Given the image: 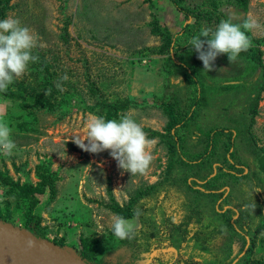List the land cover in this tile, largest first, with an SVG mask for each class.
Segmentation results:
<instances>
[{"label": "rangeland", "instance_id": "374dc122", "mask_svg": "<svg viewBox=\"0 0 264 264\" xmlns=\"http://www.w3.org/2000/svg\"><path fill=\"white\" fill-rule=\"evenodd\" d=\"M185 4H190V0H186ZM9 5L13 8L5 18L18 19L22 26L30 28L40 38V43L45 47L34 50V54L39 55V62L30 64L26 74L17 80L23 86L25 96L19 100L7 98L9 93L19 89L13 84L6 93H0V119L7 121L17 146L12 155L2 154L0 169L14 181L22 184L27 181L35 185L41 181L37 174L38 168L43 166L42 174H46L47 170L55 174L57 191L53 197L38 196V203L34 206L8 198L12 211L18 208L17 221L1 220L32 231L34 224H30L26 218L28 210L32 208L34 215L41 214L40 228L45 239L76 248L80 256L84 248L81 241L88 239L90 246H93V250L88 252L89 258L104 264L113 258L119 245L112 231L113 218L118 215L107 207L112 203V197L126 209L138 196L148 192L152 186L165 182L170 176L169 139L150 136V131L167 134L169 121L164 109L158 106L166 93L168 55L156 51L167 42V33L174 37L194 19L186 21L171 0H11ZM221 10L236 22L245 17L257 21L260 26L249 33L252 41L249 49L259 47L257 52L262 54L264 65V45L255 42L264 39V0H250L247 10H239L230 4L223 5ZM217 25L215 23L210 28L214 30ZM195 61L198 69L206 73L202 61L198 58ZM251 65L253 62L246 57H238L231 64L223 56L216 59V70L207 72L208 78L217 81V87L223 82L241 78L248 87L256 89V86L264 84V69L246 72ZM65 75L69 78L66 81L61 79ZM58 83L61 88L57 87ZM181 83V86H185L184 82ZM93 86L100 90L98 96H102L107 103L130 99L138 101L139 107L121 111L115 119L131 113L142 125L147 137L156 140L151 149L153 161L146 175L132 176L131 173L122 172L108 151L92 154L72 142L73 136L86 135L85 124L91 116L96 115L88 108L98 102V97L91 92ZM182 91L179 94L188 97L193 93V87ZM232 93L236 94H228ZM247 95L248 92L238 95L233 108L224 98L216 108L212 100L208 101L199 111L203 123L199 126L211 129L217 124L238 128L243 124L239 115L226 117L220 113L231 116L243 108H249ZM41 101L47 104L43 106ZM250 132L258 146L264 148V89ZM221 138L226 140L228 134ZM239 156L244 166L235 165L226 169L238 176L239 184L249 191L248 199L253 203L259 200L263 204L264 189H249L252 181L247 177L248 167L263 179L264 173L260 172L253 155L240 150ZM188 182L195 189L203 190L202 186H194L193 178ZM198 183L203 184L202 181ZM176 189H170L166 203L168 209H177L175 217L178 219L185 211L181 208L185 196L172 192ZM228 191L226 188L221 192ZM144 199L137 200L141 204L148 201ZM150 202L153 206L154 201ZM235 204L234 201L226 203L219 200L216 210L205 214L203 225L199 228L202 232L206 226L219 229L205 239L215 254L205 251H209V246L200 242L202 238L195 248L204 250L203 255L208 258H227L226 264H231L243 258L248 246L253 244L252 252L242 264H264V221L257 226L256 233L246 246L243 240L236 239L243 232L238 229L239 235L233 238L231 226L226 225L230 221L222 218L227 210L236 211ZM236 220L237 217H234L233 226ZM130 221L137 236L147 232L148 227H144L139 218ZM188 251L195 257L202 254L193 248ZM211 259L208 263L212 262Z\"/></svg>", "mask_w": 264, "mask_h": 264}, {"label": "trees", "instance_id": "16d2710c", "mask_svg": "<svg viewBox=\"0 0 264 264\" xmlns=\"http://www.w3.org/2000/svg\"><path fill=\"white\" fill-rule=\"evenodd\" d=\"M10 1L0 0V20L5 19L8 12L13 8L9 5ZM185 1L171 0L173 5L185 16L186 21L194 19V22L186 24L181 32L174 37L167 33L165 36L167 42L156 51V53L168 55L166 93H164L162 103L158 106L164 109L169 121L166 127L167 134L150 131V136L151 138L166 137L169 139L167 144L170 154L168 166L170 176L165 182L152 186L148 192L137 197V199H148L144 203L139 204V200L135 199L130 203V207L124 209L112 197V203L107 207L113 213L127 220L139 218L143 226L148 228L145 232L146 235L137 236L135 232L130 239L120 240L117 238L119 245L117 252L114 254L115 260L109 258L108 261L111 262L109 264H126L123 252L125 253L127 247L133 251L131 255L132 262L139 259H148L153 254L155 260H157L168 257V255L173 256V252H168L171 250L170 248H175L177 242L179 246L182 241H187L189 233L193 234L189 240L199 241L201 238L205 240L210 234L219 229L206 226L204 232H202L199 228L203 225L205 214L216 210V203L221 199L226 203L229 201L236 203V211L229 209L222 215V218L230 221L226 225L231 226L230 231L234 234L233 238L239 235V231L243 232V235H239L236 239L243 240L246 246L256 233L257 226L264 221V203H260L259 200L253 203L248 199L246 196L249 191L244 190L239 184L240 180L235 173L226 169V167H235V165L244 166L239 152L245 150L253 155L260 172L264 173V148L258 146L250 132L255 123L257 107L261 100L264 84L262 83L259 87L256 86V89H253L254 87H248L246 81L236 78L227 81L232 82L231 84L223 82L222 85L217 87V81L209 79L210 76L207 73H202L203 71L198 69V63L195 61L198 54L188 43L191 38L200 33L202 28H210L215 23L219 24L222 19H228L226 13L221 10L223 5L230 4L239 10H247L250 0H190L188 5L185 4ZM255 42L264 45V39ZM258 48L249 49L247 52L240 54V58L246 57L253 62V65L246 68V72L248 70L257 71L259 68L264 69L261 60L262 54L260 52L258 54ZM223 56L229 62L226 54L218 58ZM262 77L264 79V73ZM181 82H184L185 86H181ZM13 85L19 89L9 93L7 98L19 100L20 97L25 96V90L18 81H15ZM191 87H193V93L188 97L179 94L180 90L190 89ZM91 92L94 97H98V102L88 108L106 120L117 118L121 111H125L130 107L140 106L138 101H132L131 99L118 101L117 103H107L102 99V96H98L100 90L95 86L92 87ZM229 92H235L236 94L233 95L232 93L231 95L228 94ZM245 92H248L247 102L249 108H243L231 116L220 113L226 117L239 115L238 117L242 119L243 124L238 128L235 126H217V124L213 125L211 129H202L199 126V124H203L199 111L208 101L212 100L216 108L220 106L219 103L224 98L229 101L230 108H233L237 96ZM224 94H228V96ZM41 104L45 106L47 103L41 101ZM224 134H228L226 140L221 138ZM0 157L2 158L1 155ZM42 167L38 168L37 174L41 181L35 185L27 181L23 184L20 181H14L7 172L0 169V182L3 186V198L0 201V219L14 223L17 221L18 208L13 212L11 201H8V198H15L18 202H24V205L29 203L34 206L38 203V196L40 195L55 196L57 191L55 174L49 173L48 170L46 174H42L40 172ZM248 169L247 177L252 181L249 184V189H264V179L251 167H248ZM191 178L194 179V186H202L203 190L191 186L188 182ZM199 181H202L203 184L199 185ZM171 188L172 190L177 188L172 191L173 193L177 192L176 194L179 193L185 196V202L181 204V208L185 211L178 219L175 217L178 213L177 209H168L166 203ZM226 188L229 189L228 193H222L221 191ZM150 201H154L153 206L149 204ZM206 201H209V203H206ZM253 204H255V211L252 207ZM136 209H140L142 212L139 217L134 215ZM234 217H237L235 227L232 223ZM26 218L30 224H34V227H32L33 233L39 238H45L40 228L41 214L34 215V210L31 208L28 210ZM185 225L193 227L190 229L181 227ZM141 234L144 233L141 232ZM81 242L84 246L83 251H81V258L90 264H102L101 261L96 262L89 258L88 252L93 250V246H90V240L83 239ZM57 245L64 246L62 243H57ZM252 250L253 244L248 246L245 255L238 264H242ZM168 260L163 264H168Z\"/></svg>", "mask_w": 264, "mask_h": 264}, {"label": "clouds", "instance_id": "9594fccd", "mask_svg": "<svg viewBox=\"0 0 264 264\" xmlns=\"http://www.w3.org/2000/svg\"><path fill=\"white\" fill-rule=\"evenodd\" d=\"M259 26L255 19L245 17L236 22L229 17L222 19L214 30L202 28L188 43L207 73L216 70L215 61L221 55L226 54L229 62L235 63L240 54L252 46L249 33ZM43 47L40 38L30 28L22 26L18 19L7 17L0 20V93H6L10 85L21 79L30 64L39 62V55L34 54V50ZM61 79L66 81L69 78L65 75ZM57 87L61 88V85L58 83ZM85 128L86 135L71 138L81 150L92 154L108 151L118 168L132 176L148 173L153 161L151 149L156 140L147 137L131 113L119 120L93 115ZM16 147L12 129L7 121L0 119V154L10 156ZM252 207L255 211V204ZM134 215H142L141 210L136 209ZM112 231L120 240L130 239L135 234L132 222L121 216L113 218Z\"/></svg>", "mask_w": 264, "mask_h": 264}, {"label": "water", "instance_id": "95a60500", "mask_svg": "<svg viewBox=\"0 0 264 264\" xmlns=\"http://www.w3.org/2000/svg\"><path fill=\"white\" fill-rule=\"evenodd\" d=\"M0 264H90L71 247L59 246L0 219Z\"/></svg>", "mask_w": 264, "mask_h": 264}, {"label": "flooded vegetation", "instance_id": "af4514ba", "mask_svg": "<svg viewBox=\"0 0 264 264\" xmlns=\"http://www.w3.org/2000/svg\"><path fill=\"white\" fill-rule=\"evenodd\" d=\"M182 228H192L193 226H190V225H185V226H181ZM141 235H146V233L144 234H141ZM178 236V234H177ZM193 236L192 233H189L188 234V240L187 241H182L181 243H179V246H178V242L176 243V246L175 248L172 247L170 248L171 250L168 251V252H173L174 255L173 256H170L168 255V257H163V258H159L157 260H155V257H154V254L152 256H150V258L148 259H139V260H135V261H131L132 260V254H133V251L130 250L129 247L126 248V253L124 255V259H125V262L126 264H163V262H166L167 259L168 260V264H226V260L227 258H224V259H221V258H218V257H212L211 258H208V256H204L203 253L206 251V252H210L211 254H215L214 250L212 249V247L209 245V241L208 240H203V241H200V242H205L206 244H208L209 246V251L207 250H202L200 251L198 248H195V246L197 245V243H200L199 241H196V240H189L191 237ZM141 243V241H140ZM144 242L142 241V244ZM191 243H193L191 245ZM190 248H193V250H197L199 253H202L200 254V257H195L193 255H190L189 254V249ZM158 251V250H156ZM240 258V257H238ZM211 259L212 262L211 263H208V260ZM112 260H115L114 256L112 258ZM240 261V259L238 260H235L233 261L231 264H238V262ZM111 263L110 261H107L106 264H109Z\"/></svg>", "mask_w": 264, "mask_h": 264}, {"label": "built area", "instance_id": "2783aa9c", "mask_svg": "<svg viewBox=\"0 0 264 264\" xmlns=\"http://www.w3.org/2000/svg\"><path fill=\"white\" fill-rule=\"evenodd\" d=\"M0 155L3 157L2 154H0ZM0 159H1V157H0ZM2 191H3V186H2V184H1V182H0V201H1L2 198H3V196H2Z\"/></svg>", "mask_w": 264, "mask_h": 264}]
</instances>
